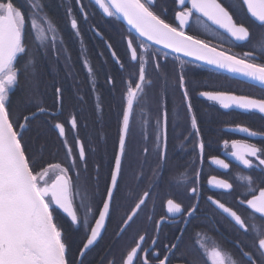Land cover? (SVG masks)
I'll use <instances>...</instances> for the list:
<instances>
[{
    "label": "snow or ice",
    "instance_id": "1",
    "mask_svg": "<svg viewBox=\"0 0 264 264\" xmlns=\"http://www.w3.org/2000/svg\"><path fill=\"white\" fill-rule=\"evenodd\" d=\"M75 3L79 5L80 17L87 22L89 13L85 5L81 0ZM94 4L104 17L126 23L124 41L132 68L121 94L118 140L103 187L100 166L90 165L85 142L78 135L73 137L72 144L67 139L65 125L77 131L78 117L74 113L64 116L62 88L54 82L47 85L53 89L55 102L51 107L41 102V68L47 64L56 72L61 62L65 68L70 67L71 55L63 30L45 11L43 0H24V7L16 0H0V264H92L89 255L105 239L114 215L121 210L124 214L117 221L113 243L123 239L142 214L145 222L153 226L154 234L149 242L147 229L143 234L137 233L138 238H133L118 257L112 256L110 249L101 264H172L173 258L179 264H198L195 257L189 261L184 253L177 256L184 228L177 229L175 242L166 244H161L160 233L166 221L187 226L200 211V194L195 186L200 173L196 172L193 186L186 179L182 184L185 193L196 202L185 209L169 191L165 194L166 216L154 221L155 203L161 199L157 190L167 183V92L157 101L152 133H141L142 149L133 145L134 106L149 96L153 76L156 80L171 78L174 90L181 92L186 103L191 129L198 141L196 147L203 159L205 144L193 112L184 66L200 62L243 77L244 82L264 91V0H235L231 5L225 0H94ZM66 16L70 28L66 35L83 44L81 20L70 7ZM193 19L207 31L215 32L220 37L217 43L190 34ZM91 30L101 36L94 24ZM106 44L115 63L123 69L125 64L112 43ZM233 47L245 50L233 52ZM169 56L180 62L178 70H169ZM83 66L95 92L97 73L86 57ZM21 80L25 88L14 105L13 96L20 89ZM114 80L107 77L110 85ZM199 96L218 103L222 109L234 107L264 118V96L254 98L219 90L200 91ZM95 111L103 112L99 100ZM52 129L58 133L62 158L60 150L54 152L49 143ZM233 130L264 140V130L241 125ZM223 148L225 155L250 170L244 177L247 183L239 193H234V185L227 179L212 177L208 183L235 194L237 207L250 211L247 217L242 216L232 206L209 195L205 212L213 222L216 215L229 220L232 240L230 249L218 248L205 255L211 264H264V227L248 222L257 219L256 214L264 220V144L232 140L228 152L229 141L224 140ZM150 155L155 157L153 163H149ZM53 156L57 159H49ZM139 157L143 160L139 161ZM126 160L128 171L136 179L135 189L126 179ZM211 163L222 170L230 167L218 157H212ZM135 164L139 166L138 173L133 168ZM257 169L258 176L251 171ZM146 179L148 185L142 188ZM150 202L153 211L146 213ZM70 235L78 240L70 241Z\"/></svg>",
    "mask_w": 264,
    "mask_h": 264
},
{
    "label": "trees",
    "instance_id": "2",
    "mask_svg": "<svg viewBox=\"0 0 264 264\" xmlns=\"http://www.w3.org/2000/svg\"><path fill=\"white\" fill-rule=\"evenodd\" d=\"M39 2V0H37ZM45 4V11L47 13H56L58 11V0H43ZM20 4V3H19ZM111 29H117L126 34L127 27L115 18L110 19L107 24ZM190 34H198L200 38L209 40L207 36L191 31ZM112 33V37H113ZM220 39V37H219ZM211 40V39H210ZM217 43L218 39H213ZM112 43L117 55L121 57L122 63L125 67L120 72L117 67L111 62L108 54L104 48H97L95 57L92 61H89L92 65L96 75V91H92L91 83L88 80L87 69L78 62L74 52L71 55L70 67L65 68L63 62H61L57 68L58 71L52 72L47 64L41 68L43 83L40 87L41 102L48 107L55 102V96L51 87L53 82L56 86H59L63 90V111L66 117L69 113H74L78 117V130L73 132L70 129V125L66 124L67 139L72 144L73 137L79 136L83 142H85L86 151L89 158L90 165L94 166L99 164L101 172V187H103L104 178L106 177L110 166L113 161L114 150L118 140V120L121 110V94L124 90V82L132 72L131 65L128 63V57L126 55L125 44L115 45L112 40H108ZM213 43V44H215ZM121 45V46H120ZM233 52H241L233 47ZM80 59V58H79ZM180 62L174 60L172 56L168 59V68L171 71L174 67L178 70ZM186 81L189 89V95L191 97V103L193 112L198 121V127L200 129V137L205 144L206 153L210 155L212 151L222 142L230 138L231 126L237 124H250L257 126V114L254 116L255 120L249 121L248 116L238 113L242 110L236 109H222L218 103L208 101L206 98L199 96L200 91H225L234 93L236 95L250 96L259 98L264 96V91L259 87H255L236 80L224 74L207 69L195 63L186 64L184 66ZM114 77V84L109 85L107 83V77ZM154 86L149 92V96L142 100L138 105L134 106V115L136 122L133 126V145L136 149H142L144 142L139 139V129L137 130V124H142L141 133L150 135L153 131L151 125L155 123V113L157 107V101L161 99L165 92H167V110L169 113L168 122V171L165 172V180L167 183L161 186L157 191L161 193V198L165 196L172 185L174 172L181 170L182 163L180 160H175L177 157L186 155L189 149H192L197 144V138L191 129V116L187 112L186 103L182 98L179 90H174L172 79L156 80L153 76ZM25 88L24 81L21 80L20 89L17 90L13 96L14 105L21 99L23 92L21 89ZM83 97L81 101L80 97ZM97 100L103 106L102 114L95 111V105ZM42 119H45L42 117ZM63 120V117L61 118ZM151 121V123H149ZM139 141V142H137ZM49 143L53 146V151L60 150L63 157V150L61 149V142L58 134L54 129L49 132ZM148 146L154 149V145L151 141H148ZM49 159L55 160L57 157H49ZM149 163H153L155 157L150 155L148 157ZM139 161L143 160V157L138 158ZM129 161H125L126 179L131 188L135 189L136 179L128 171ZM133 168L138 173V164L133 165ZM145 173H148V169H144ZM148 181L145 180L142 188L147 187ZM151 203V202H150ZM123 210L116 213L115 216L119 219V216L123 215ZM71 240H78L77 236L70 235ZM107 245L113 246V242L104 244L100 242L99 245L89 255V261L92 264H101V258L108 253L109 248Z\"/></svg>",
    "mask_w": 264,
    "mask_h": 264
},
{
    "label": "flooded vegetation",
    "instance_id": "3",
    "mask_svg": "<svg viewBox=\"0 0 264 264\" xmlns=\"http://www.w3.org/2000/svg\"><path fill=\"white\" fill-rule=\"evenodd\" d=\"M16 2L19 3V0H16ZM81 2L85 5L86 11H88L89 13V20L87 22H84L80 17L79 5L75 3V0H58V11H56V13H48L49 17L63 30L62 34H64V39L66 41L68 49L70 50V55L75 52L77 54L76 58L78 62L83 65V60L85 57L89 61H92L95 57L96 49L102 47L106 50L111 62L117 67L118 71L121 72L123 69H121L120 65H117L111 58L106 47V42H108V40L110 39L115 45L125 44L126 47V42L124 41L125 33L122 31H117V29H111L110 27H108L107 24L112 18L104 17L102 12L93 4L92 1L81 0ZM225 2L226 4L231 5L235 3V0H225ZM69 7L73 10L74 15H77V17L81 20L80 27L83 36V44H81V42L74 37L69 38L66 35V33L70 31L66 16V10ZM243 15V13H240L241 17H243ZM93 24L100 31L101 36L95 35V33L91 30ZM191 31H196L207 36L211 39H209V41L212 43H215L213 39L219 40V36H217L215 32L207 31L195 19L191 21ZM112 33L114 35L113 37ZM235 49L238 51L245 50L239 47H235ZM238 113H242V115L248 116L249 121L255 120L254 116L257 114L258 119L256 120H259V124L257 126L250 124L237 125L246 126L251 128L252 130L257 131L264 130V118H262L259 113L244 111H238ZM141 126L142 124H137V130L139 129V139H141ZM235 126L236 125L230 127L232 128V131L230 134V138L227 139L229 141V149L227 150L228 152L231 151L230 144L232 140H247V142L256 143L258 146L264 144V140H261L259 137H245L243 133L234 131L233 129L235 128ZM223 141L220 142L218 146H216V148L210 153V155L206 153V150H204L203 159H201L199 149L196 147V145L194 148L189 149L186 155L175 158V160L181 161L182 167L180 171H178L177 173L174 172L171 175L173 176L172 185L168 192L170 191L173 196H175L177 202L181 203L182 207L187 209L196 201L189 198V196L185 193L182 184L186 179L187 184L189 186H193L192 180L195 178L196 172L199 171V181L195 186L198 188L200 194V211L194 216V218L191 219V222L187 226L176 221H166L160 233V242L161 244L175 242L174 237L176 235H179L177 229L184 228L185 231L182 236V245L180 253H177V256H179L181 253H184L189 261H191L193 257H195L198 261V264H211L210 259H208L205 253H211L214 249L218 248H231L230 241L232 240V230L230 222L227 219L222 220L219 215L215 216L216 222H213L212 216L208 215L205 212V209H208L209 207L207 197L209 195H212L214 198L220 199L225 204L232 206L235 210L238 211L239 214L245 217L248 216V211H250L245 210L241 207H237V197L235 194H228L222 189H215L208 183L209 179L212 177H216L218 179H227L230 183H233L234 193L243 191V186L247 183L244 177L250 174V170L245 169L230 155H225ZM212 157L225 159V162H228L230 164L229 169L222 170L218 166L212 164ZM251 171L252 174L257 176L259 175L258 169ZM152 211V203H149V207L146 210V213ZM162 216H166L165 196L157 200L155 203L154 221L159 220ZM256 216L257 219H250L248 222L250 224H256L257 227H264V220L258 218L259 214H256ZM117 221L118 218L114 215L112 223L108 226V233L106 234L105 239L101 241L104 244H109L116 240V238L113 236V233L116 231ZM145 229H147L148 239L150 242L151 237L154 234L153 226L145 222V216L144 214H142L141 219L137 221V223L133 225L131 229L128 230L123 239H119L117 242L113 243V246L107 245V248H109V250L111 249L112 256L118 257L121 251L132 244L133 238H138L137 233L143 234ZM108 253L106 255H108ZM188 253H191V255H188ZM172 264H179V261L176 258H173Z\"/></svg>",
    "mask_w": 264,
    "mask_h": 264
},
{
    "label": "water",
    "instance_id": "4",
    "mask_svg": "<svg viewBox=\"0 0 264 264\" xmlns=\"http://www.w3.org/2000/svg\"><path fill=\"white\" fill-rule=\"evenodd\" d=\"M90 1H92L93 2V4H94V0H90ZM95 5V4H94ZM96 6V5H95ZM96 7H98V6H96ZM120 22L123 24V25H125L126 26V23L125 22H123L122 20H120ZM127 27V26H126ZM106 47H107V45H106ZM108 49V48H107ZM108 51H109V54H110V56H111V51L108 49ZM111 58H112V56H111ZM113 59V58H112ZM114 61V60H113ZM115 62V61H114ZM193 63H195V64H197V65H200V66H202V67H205V68H207V69H210V70H213V71H216V72H218V73H221V74H224V75H226V76H229V77H231V78H234V79H236V80H239V81H242V82H244V80H245V78H243V77H240V76H237V75H233V74H231V73H227V72H224V71H221V70H216V69H213V68H210L208 65H206V64H203V63H200V62H193ZM244 83H246V82H244ZM247 84H249V85H252L253 86V84L252 83H247ZM255 87H258V86H255ZM231 109H236V108H231ZM236 110H239V109H236ZM57 133V132H56ZM58 134V133H57Z\"/></svg>",
    "mask_w": 264,
    "mask_h": 264
},
{
    "label": "rangeland",
    "instance_id": "5",
    "mask_svg": "<svg viewBox=\"0 0 264 264\" xmlns=\"http://www.w3.org/2000/svg\"><path fill=\"white\" fill-rule=\"evenodd\" d=\"M20 3V4H19ZM19 5L21 6V7H24L25 5H24V0H19Z\"/></svg>",
    "mask_w": 264,
    "mask_h": 264
}]
</instances>
